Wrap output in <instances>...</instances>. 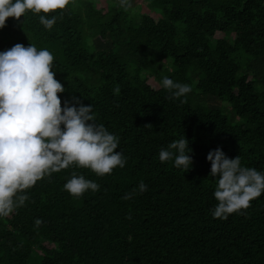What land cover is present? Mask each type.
I'll return each mask as SVG.
<instances>
[{
	"label": "trees",
	"instance_id": "trees-1",
	"mask_svg": "<svg viewBox=\"0 0 264 264\" xmlns=\"http://www.w3.org/2000/svg\"><path fill=\"white\" fill-rule=\"evenodd\" d=\"M104 1L47 14L57 16L51 30L31 12L0 29V51L51 52L61 106L73 96L91 104L126 159L111 174L72 166L27 189L0 217V264H264V193L243 214L213 219L206 159L219 147L264 172V0H130L127 10ZM165 76L191 92L171 98ZM183 135L186 172L158 158ZM73 173L99 189L70 196Z\"/></svg>",
	"mask_w": 264,
	"mask_h": 264
},
{
	"label": "clouds",
	"instance_id": "clouds-1",
	"mask_svg": "<svg viewBox=\"0 0 264 264\" xmlns=\"http://www.w3.org/2000/svg\"><path fill=\"white\" fill-rule=\"evenodd\" d=\"M74 0H0V29L8 18L19 20L27 12L38 16L45 30H51L56 15ZM127 10L130 0H115ZM54 57L46 48L16 43L0 51V217H7L28 199L26 190L52 173L75 166L87 168L97 176L123 168L126 159L118 148L119 138L103 124L96 122L92 105L85 106L78 97L63 102L58 93L63 85L54 78ZM160 86L179 99L191 92L188 84L174 82L165 76ZM119 92V88L114 90ZM184 100H181L183 103ZM151 126V125H145ZM184 135L161 148V163L188 171L192 167L191 149ZM209 175L216 180L213 197L217 201L210 210L213 219L226 220L230 214H243L250 202L264 193V172L242 166L239 156L228 158L217 147L206 156ZM70 196L80 197L86 191H97L99 185L83 175L72 174L63 185ZM139 192L147 190L141 181ZM126 194L124 199H129ZM40 219L35 220L38 226Z\"/></svg>",
	"mask_w": 264,
	"mask_h": 264
},
{
	"label": "rangeland",
	"instance_id": "rangeland-1",
	"mask_svg": "<svg viewBox=\"0 0 264 264\" xmlns=\"http://www.w3.org/2000/svg\"><path fill=\"white\" fill-rule=\"evenodd\" d=\"M135 1V3H136V0H134ZM105 3V1L104 0H96V2H95V6L97 7V8H99L100 7V5H102L101 3ZM137 4H142V2L141 1H138L137 2ZM138 8H134V10H137ZM142 10H145V12H149V10H147L144 6H142L141 5V11ZM150 83L152 84L153 82H152V80L150 81Z\"/></svg>",
	"mask_w": 264,
	"mask_h": 264
}]
</instances>
